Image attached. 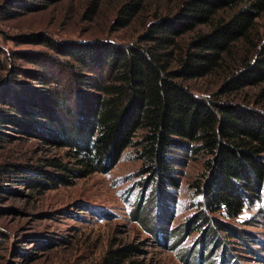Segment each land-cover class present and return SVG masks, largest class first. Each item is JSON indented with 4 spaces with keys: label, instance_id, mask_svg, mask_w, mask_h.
I'll return each mask as SVG.
<instances>
[{
    "label": "trees",
    "instance_id": "trees-1",
    "mask_svg": "<svg viewBox=\"0 0 264 264\" xmlns=\"http://www.w3.org/2000/svg\"><path fill=\"white\" fill-rule=\"evenodd\" d=\"M143 4H124L125 19ZM262 18L264 0H177L172 11L156 14L132 43L62 45L64 55L78 63L60 64L72 75L66 86L76 91L75 96L51 91L55 73L45 68L37 73L47 86L42 94L15 102L3 95L0 103L10 108L0 110V123L68 148L76 168L59 162L52 166L79 177L108 172L135 145L153 174L159 204L153 223L163 239L174 236L169 216L174 212L168 202H176L169 189L180 187L177 167L189 156L212 155L198 185L204 207L198 216L210 229L228 231L264 249L262 239L222 220L240 217L260 200L264 186V110L225 98L247 88H260L258 97L264 96ZM221 71L225 79L211 96H199L185 84ZM140 131L141 139L134 143ZM45 176L53 182L50 187L71 182L62 174ZM24 180L34 187L48 186L36 178ZM124 251L112 252L118 257ZM200 253L191 259L201 262ZM233 258L223 253L217 264H239Z\"/></svg>",
    "mask_w": 264,
    "mask_h": 264
},
{
    "label": "rangeland",
    "instance_id": "rangeland-1",
    "mask_svg": "<svg viewBox=\"0 0 264 264\" xmlns=\"http://www.w3.org/2000/svg\"><path fill=\"white\" fill-rule=\"evenodd\" d=\"M129 1L0 0V100L5 94L11 102L42 94L46 85L37 73L45 68L55 73L51 91L67 92L73 98L76 91L66 86L72 75L60 64L78 63L64 55L62 45L97 40L132 43L156 14H167L177 2L143 0L142 9L125 19L128 15L122 10ZM260 26L264 30V18ZM224 75L221 71L185 84L207 97L219 89ZM259 93L260 88H247L225 98L264 110V96L258 97ZM8 108L9 104L0 103V110ZM137 151L132 145L108 172L79 177L52 166L59 162L76 168L68 148L0 123V264H120L123 260V264H205L206 260V264H217L226 252L239 264H264L259 244L212 230L198 216L204 210L198 185L212 158L208 154L189 156L177 167L180 187L169 189L176 202H168L174 212L169 215L174 236L163 239L153 223L159 210L153 174ZM46 174L66 175L71 182L50 187L53 182ZM25 177L48 186H31ZM262 211L264 186L260 200L240 217L222 220L264 241ZM214 218L220 216L214 214ZM119 249L125 255L114 256L112 251ZM198 252H202L201 262H194L191 256Z\"/></svg>",
    "mask_w": 264,
    "mask_h": 264
}]
</instances>
